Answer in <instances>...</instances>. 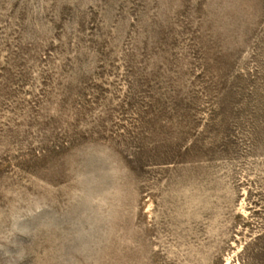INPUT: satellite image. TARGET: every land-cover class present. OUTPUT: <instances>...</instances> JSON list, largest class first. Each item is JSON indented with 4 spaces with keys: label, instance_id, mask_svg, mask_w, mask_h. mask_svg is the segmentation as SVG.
Returning <instances> with one entry per match:
<instances>
[{
    "label": "rangeland",
    "instance_id": "rangeland-1",
    "mask_svg": "<svg viewBox=\"0 0 264 264\" xmlns=\"http://www.w3.org/2000/svg\"><path fill=\"white\" fill-rule=\"evenodd\" d=\"M0 264H264V0H0Z\"/></svg>",
    "mask_w": 264,
    "mask_h": 264
}]
</instances>
